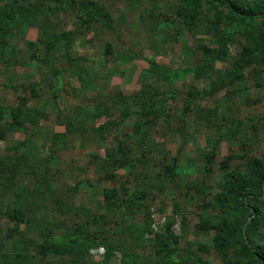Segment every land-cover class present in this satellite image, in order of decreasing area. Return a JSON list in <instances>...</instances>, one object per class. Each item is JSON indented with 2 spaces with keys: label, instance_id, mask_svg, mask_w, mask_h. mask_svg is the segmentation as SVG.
Segmentation results:
<instances>
[{
  "label": "trees",
  "instance_id": "16d2710c",
  "mask_svg": "<svg viewBox=\"0 0 264 264\" xmlns=\"http://www.w3.org/2000/svg\"><path fill=\"white\" fill-rule=\"evenodd\" d=\"M118 1L0 0V68L54 66L33 82L0 83V141L24 133L0 151V264H211L213 255L214 264H264V150L259 128L233 100H264V0ZM133 5L138 37L145 34L153 56H143L138 91L104 92L96 85L98 70L86 63L93 59L77 53L75 43L107 36L102 64L116 51L140 57L120 41L132 27ZM29 27L39 31L35 40L24 38ZM12 39L22 40L29 54ZM65 71L80 89L92 88L70 108L57 103ZM41 81L51 91L53 115L30 104ZM43 121L63 131H38ZM200 132L205 144L194 146L196 156L183 153ZM175 136L171 152L165 143ZM74 140L80 147L97 141L103 153L86 152L92 177L69 184L71 167L61 165V153ZM225 141L236 148L219 157ZM170 184L168 201L152 205ZM96 187L102 195L96 208L76 201L81 189ZM188 204L197 210L191 229ZM152 206L178 214L180 233L171 231L170 216L147 237ZM189 231L210 242L194 243ZM99 247L101 253L91 252Z\"/></svg>",
  "mask_w": 264,
  "mask_h": 264
},
{
  "label": "rangeland",
  "instance_id": "374dc122",
  "mask_svg": "<svg viewBox=\"0 0 264 264\" xmlns=\"http://www.w3.org/2000/svg\"><path fill=\"white\" fill-rule=\"evenodd\" d=\"M119 4H122V0L118 1ZM138 8L137 5H133V16L129 15V21L132 23V27L129 30H123L122 36L120 37V41L122 44L125 45V48L129 51V53H136L140 57H137L136 59H126L123 57V50L122 52L116 51L112 55H107V61H105L103 64L101 61V55L100 50L104 48L105 39L107 36L101 35L100 38H97L98 40L91 39L89 42H77L75 43V48L77 50V53L81 55H86L91 57L93 60L86 61L88 66L95 67L97 71V78H96V85L103 88L104 92H109L113 88L117 87L122 89L126 92H136L140 89V84L137 81V76L140 71V69L147 66V62L145 61L144 57L153 56V50L151 47L147 44V42L144 40L145 34L141 33L138 37V27H137V14H138ZM63 23L59 24V28L62 27ZM67 24L68 26H71ZM39 35V31L36 27H29L24 32V38L35 40ZM91 34H87L86 38H89ZM143 37V38H142ZM14 42V47L17 49L18 52L23 54L24 56L29 54V49L25 45V43L20 39H12ZM178 46H175V51L178 52ZM119 52V53H118ZM36 52H33V57L30 59V61H33L34 55ZM161 61H166V57L160 56L158 58ZM99 63V64H98ZM102 64V65H101ZM221 63H217L218 66H220ZM49 66H37V71H35L31 66H17L16 70L14 72H4L0 68V83L3 81H12L13 83H19V84H26L27 82H33L36 80L38 76L43 75V73L49 72ZM56 66H64L61 62L57 63ZM54 67V66H52ZM110 70H115L116 72H113L112 74L109 73ZM68 71H65L62 76V83L63 87L57 88V94L58 99L57 103L60 106H66L70 108L76 103H79L81 100L82 95H90L92 88H86V89H80L77 81L75 80V77H69ZM110 75H106V74ZM70 78V85L65 83V79ZM21 85V87H23ZM48 85L45 82L41 81L40 89H39V97L37 99H33L30 101L31 105H35L37 107H43L46 110L50 112L51 115H53V111L55 109L53 100H51V91L47 89ZM19 89V88H18ZM27 92V90H26ZM3 94L6 96V102L9 104L13 103V92L10 89H6L5 92L2 91ZM28 93V92H27ZM264 93V91H263ZM73 94V95H72ZM254 95H257L255 92L252 93ZM233 100L236 101V104L239 105L240 114L242 117H249L251 118L252 122L257 125L259 128L258 135L260 137V149L264 150V100L261 102H258L256 104H246L242 102V99L240 97H235ZM104 118H100L97 120V122L102 121ZM96 122V123H97ZM187 130L193 131V123L192 121H189L187 124ZM38 131H46L49 129L55 130V131H63L62 125L52 124V121H43L41 124L37 127ZM24 133L20 131H16L12 133L11 135H8L5 141H0V151L6 150V146L12 145L13 139H21L23 138ZM196 138L193 142H188L187 146L185 147L183 153L188 155L196 156L195 154L197 151H194L195 147H203L205 144L204 137L202 135V132L197 133ZM109 137L106 139V141H109ZM40 140V139H39ZM77 141H73V147L65 148L61 153V159L63 160V163L61 165H66L71 167V172L66 173V182L69 184H72L74 180L77 179H83L85 177H92V170L90 166L87 164L88 162V156L86 155V152L94 151L97 148V141H89V143L86 144L85 147H80L77 145ZM179 143V138L175 136L173 140L166 141L165 147L169 150L174 151ZM233 147L236 148V145L232 142L225 141L221 143L220 150H219V157L224 156L229 149ZM98 152L101 154L103 153V148L98 149ZM196 163L200 164L199 161H196ZM66 166V167H67ZM79 166L84 167V171L80 172L78 169ZM61 167V166H60ZM77 168V169H76ZM119 173H122L121 170H119ZM184 181V178H182ZM181 184V183H180ZM168 189L171 191L172 184L168 185V187L165 188V194L157 192L156 198L153 200L152 205H159L161 204L162 199H165L168 201L167 197L170 196V193L168 192ZM101 189L96 187L92 190H85L81 189V191L76 196V201L78 203H83L87 205L90 208H96L99 205V202L101 200ZM168 203V202H167ZM169 205V204H168ZM187 208L190 210V219L188 223V227L191 229L192 224L197 220V216L194 214L197 212L193 204H188ZM140 214V211H138ZM187 237L194 241V243L199 240L205 243L210 242V238L206 234H194L191 231L187 232ZM207 258L208 255H205ZM213 260H211V264L217 263L218 258L217 256L213 255Z\"/></svg>",
  "mask_w": 264,
  "mask_h": 264
},
{
  "label": "built area",
  "instance_id": "2783aa9c",
  "mask_svg": "<svg viewBox=\"0 0 264 264\" xmlns=\"http://www.w3.org/2000/svg\"><path fill=\"white\" fill-rule=\"evenodd\" d=\"M172 218L171 231L175 234H179L181 230V217L173 213L170 207H167L164 211L158 210L155 206L150 208V232L146 234L147 237L153 236V233L157 231L164 223H166L168 217ZM93 254H99L102 252V248L91 250Z\"/></svg>",
  "mask_w": 264,
  "mask_h": 264
},
{
  "label": "water",
  "instance_id": "95a60500",
  "mask_svg": "<svg viewBox=\"0 0 264 264\" xmlns=\"http://www.w3.org/2000/svg\"><path fill=\"white\" fill-rule=\"evenodd\" d=\"M31 56H33V53L31 54ZM183 253V250L179 251L178 254H177V257L179 258Z\"/></svg>",
  "mask_w": 264,
  "mask_h": 264
}]
</instances>
